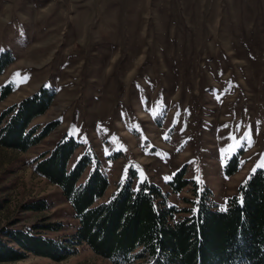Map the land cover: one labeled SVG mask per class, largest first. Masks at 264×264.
Instances as JSON below:
<instances>
[{
	"label": "rangeland",
	"instance_id": "1",
	"mask_svg": "<svg viewBox=\"0 0 264 264\" xmlns=\"http://www.w3.org/2000/svg\"><path fill=\"white\" fill-rule=\"evenodd\" d=\"M4 51L12 58L0 90L11 89L0 111L45 86L55 96L32 123H59L26 150L0 145L3 240L6 229L55 239L74 230L60 187L33 169L64 135L79 143L69 167L88 152L106 174L101 199L133 169L134 184L147 178L189 206L191 184L175 193L167 184L184 167L223 209L247 174L264 168V0H0ZM237 153V170L226 174ZM38 200L47 206L27 208ZM48 222L61 227L40 226ZM0 264L114 263L80 244L62 259L25 252Z\"/></svg>",
	"mask_w": 264,
	"mask_h": 264
},
{
	"label": "trees",
	"instance_id": "2",
	"mask_svg": "<svg viewBox=\"0 0 264 264\" xmlns=\"http://www.w3.org/2000/svg\"><path fill=\"white\" fill-rule=\"evenodd\" d=\"M8 53V54H7ZM8 51L0 54V71L11 60ZM11 87L0 90L4 97ZM55 92L41 86L35 92L0 111V145L26 150L38 143L59 123H32L43 113ZM79 145L72 135H64L53 147L33 158V169L57 184L73 208L77 224L62 239L39 232L6 229L0 237V261L20 258L25 252L62 259L86 244L114 264H264V168L251 170L239 183L237 193L217 208L208 186L184 176L177 169L167 181L175 193L191 184L193 197L183 196L189 206L169 201V192L147 178L135 184V170L119 183L107 199H101L109 180L88 152L69 167L70 156ZM238 154L227 162L225 172L237 170ZM93 163L83 180L85 168ZM38 200L27 208L43 209ZM61 227L59 222L40 225Z\"/></svg>",
	"mask_w": 264,
	"mask_h": 264
},
{
	"label": "crops",
	"instance_id": "3",
	"mask_svg": "<svg viewBox=\"0 0 264 264\" xmlns=\"http://www.w3.org/2000/svg\"><path fill=\"white\" fill-rule=\"evenodd\" d=\"M15 1H19V0H15ZM24 1H26V0H24ZM71 1H72V0H71ZM27 2H28V1H27ZM72 3H73V2H71V5H72ZM27 4H29V2H28ZM43 5H44V6H42L41 9H44V8H46L47 6L50 7V6H51V3H48V4H46V5L43 4Z\"/></svg>",
	"mask_w": 264,
	"mask_h": 264
},
{
	"label": "snow or ice",
	"instance_id": "4",
	"mask_svg": "<svg viewBox=\"0 0 264 264\" xmlns=\"http://www.w3.org/2000/svg\"><path fill=\"white\" fill-rule=\"evenodd\" d=\"M248 135H249L248 133H245V138H247ZM261 166H262V165L258 163L256 167L259 168V167H261ZM254 171H255V169H254Z\"/></svg>",
	"mask_w": 264,
	"mask_h": 264
}]
</instances>
